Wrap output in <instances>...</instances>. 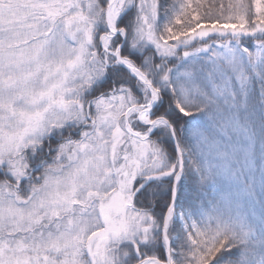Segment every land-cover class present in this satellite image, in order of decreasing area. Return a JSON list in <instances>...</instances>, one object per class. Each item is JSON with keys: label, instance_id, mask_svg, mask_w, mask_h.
Wrapping results in <instances>:
<instances>
[{"label": "snow or ice", "instance_id": "1", "mask_svg": "<svg viewBox=\"0 0 264 264\" xmlns=\"http://www.w3.org/2000/svg\"><path fill=\"white\" fill-rule=\"evenodd\" d=\"M0 264H264V0H0Z\"/></svg>", "mask_w": 264, "mask_h": 264}, {"label": "rangeland", "instance_id": "2", "mask_svg": "<svg viewBox=\"0 0 264 264\" xmlns=\"http://www.w3.org/2000/svg\"><path fill=\"white\" fill-rule=\"evenodd\" d=\"M207 192L209 193V196H208L209 199H211L212 196L216 195V193L213 192L211 186L208 187ZM240 210L243 212H247V213H251L253 210H255V212L258 213V211L260 210V206H259L258 202L255 203L254 205L252 203H249V202H242V206H241Z\"/></svg>", "mask_w": 264, "mask_h": 264}, {"label": "trees", "instance_id": "3", "mask_svg": "<svg viewBox=\"0 0 264 264\" xmlns=\"http://www.w3.org/2000/svg\"><path fill=\"white\" fill-rule=\"evenodd\" d=\"M259 211H260V210H259ZM259 211H258V213H259ZM258 213H257V214H258Z\"/></svg>", "mask_w": 264, "mask_h": 264}]
</instances>
